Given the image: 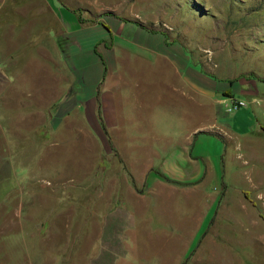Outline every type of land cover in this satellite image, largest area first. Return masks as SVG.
<instances>
[{
    "label": "rangeland",
    "instance_id": "374dc122",
    "mask_svg": "<svg viewBox=\"0 0 264 264\" xmlns=\"http://www.w3.org/2000/svg\"><path fill=\"white\" fill-rule=\"evenodd\" d=\"M151 50L230 98L179 100L175 64ZM194 130L190 158L172 156ZM121 209L111 251L104 218ZM105 250V264H264V0H0V264Z\"/></svg>",
    "mask_w": 264,
    "mask_h": 264
},
{
    "label": "crops",
    "instance_id": "0c3cea01",
    "mask_svg": "<svg viewBox=\"0 0 264 264\" xmlns=\"http://www.w3.org/2000/svg\"><path fill=\"white\" fill-rule=\"evenodd\" d=\"M122 51H127L125 48H122ZM155 55H159L160 57L162 56L166 61H171L173 64H175L174 72L171 75V80L172 82H176L172 86H170L171 91L173 92L174 96L177 97L179 100L180 99H185L186 102H189L190 104L194 105L195 107L199 105V97L203 98L205 102H209L210 106L214 102V99L220 98V97H227L228 99L230 98L228 94H224V91L226 89H220L216 87V82L213 81L212 79L209 78V75H197L195 71L193 75H188L187 73L181 72V67L176 65L174 61L168 59L165 54L159 52V51H153L151 50ZM140 53V52H139ZM143 55V54H142ZM127 56V53H125L124 58ZM159 57V58H160ZM155 58V57H154ZM185 69V68H184ZM192 72V70H191ZM200 78V80H199ZM215 79V78H214ZM113 80L118 82L115 77H113ZM121 78L119 79V81ZM226 98V99H227ZM101 104H98V109H100L101 115L103 114V119H104V124L106 125L107 129L111 128L115 124V118L114 114V107H113V100L112 99H107L106 97L101 99ZM218 103H226L225 100H219ZM201 106L204 107V104L201 102ZM207 107V106H206ZM105 115V116H104ZM192 132L190 135H188L185 139V141L182 143L180 151H177V153H171V155L178 156L179 159L185 158L186 156L190 158V150L194 144L193 140L197 136V133ZM164 151L166 149H163ZM155 156L158 154L155 153ZM186 159V158H185ZM128 161V160H126ZM147 164H143V170L146 169ZM148 166V176L153 175V169L155 167L151 166L150 164ZM160 173H168L170 176H164L165 178H168L169 180H172L174 182H181V181H186V178H175L174 174L171 172L170 169H166V171H163V168L158 169ZM174 172V171H173ZM191 179V178H190ZM190 179L188 180L189 182H184V183H190ZM177 186V185H174ZM178 187V186H177ZM170 191H172L171 187H168ZM179 188V187H178ZM155 193H159V189L155 191ZM131 213H134L133 211ZM135 214V213H134ZM105 227L102 232V237H101V242L103 243V247H107V249L112 250H119L121 249V244L120 242L123 240L122 233L126 230L128 226V217H127V212L123 209L119 210V213L116 214L115 211H111L105 216ZM103 257H106L107 260L103 263H107L113 261V256L110 254L108 255L106 253V250L104 251ZM102 264V263H100Z\"/></svg>",
    "mask_w": 264,
    "mask_h": 264
},
{
    "label": "built area",
    "instance_id": "2783aa9c",
    "mask_svg": "<svg viewBox=\"0 0 264 264\" xmlns=\"http://www.w3.org/2000/svg\"><path fill=\"white\" fill-rule=\"evenodd\" d=\"M245 103L243 101L231 100L229 104H225L226 111L228 113L238 111L240 108L245 107Z\"/></svg>",
    "mask_w": 264,
    "mask_h": 264
},
{
    "label": "trees",
    "instance_id": "16d2710c",
    "mask_svg": "<svg viewBox=\"0 0 264 264\" xmlns=\"http://www.w3.org/2000/svg\"><path fill=\"white\" fill-rule=\"evenodd\" d=\"M165 180H166V181H168V182H171V181H169V180H168V179H166V178H165ZM171 183H172V182H171Z\"/></svg>",
    "mask_w": 264,
    "mask_h": 264
}]
</instances>
